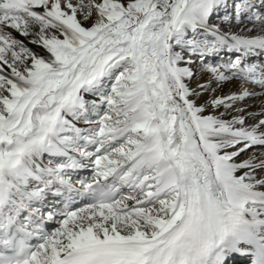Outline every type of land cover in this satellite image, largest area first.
I'll return each mask as SVG.
<instances>
[{
    "label": "snow or ice",
    "instance_id": "6c2138e0",
    "mask_svg": "<svg viewBox=\"0 0 264 264\" xmlns=\"http://www.w3.org/2000/svg\"><path fill=\"white\" fill-rule=\"evenodd\" d=\"M237 260L264 264V0H0V264Z\"/></svg>",
    "mask_w": 264,
    "mask_h": 264
},
{
    "label": "bare ground",
    "instance_id": "6f19581e",
    "mask_svg": "<svg viewBox=\"0 0 264 264\" xmlns=\"http://www.w3.org/2000/svg\"><path fill=\"white\" fill-rule=\"evenodd\" d=\"M230 90H235L231 86L229 88H226L225 91H230ZM260 101L258 99H249L247 101V104L249 105V110H256L259 106ZM236 264H242V263H237Z\"/></svg>",
    "mask_w": 264,
    "mask_h": 264
},
{
    "label": "rangeland",
    "instance_id": "374dc122",
    "mask_svg": "<svg viewBox=\"0 0 264 264\" xmlns=\"http://www.w3.org/2000/svg\"><path fill=\"white\" fill-rule=\"evenodd\" d=\"M237 263H242L241 261L237 260Z\"/></svg>",
    "mask_w": 264,
    "mask_h": 264
}]
</instances>
